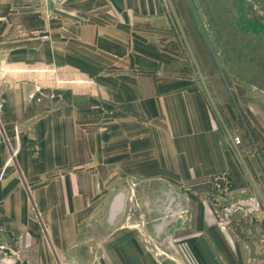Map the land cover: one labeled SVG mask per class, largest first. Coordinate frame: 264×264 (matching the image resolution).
<instances>
[{
	"label": "rangeland",
	"instance_id": "obj_1",
	"mask_svg": "<svg viewBox=\"0 0 264 264\" xmlns=\"http://www.w3.org/2000/svg\"><path fill=\"white\" fill-rule=\"evenodd\" d=\"M50 1L52 22L79 11ZM162 2V24L131 12L133 64L141 74L156 70L159 63L137 53L155 40L171 61L159 64L157 77L195 84L223 136L224 163L172 167L170 143L158 144L155 122L124 129L116 120L82 121L89 134L82 139L93 151L98 146L100 188L66 264H264V0ZM52 31L42 38L52 40ZM8 76L0 73V86ZM0 139L17 148L22 138ZM5 154L0 177L18 169L16 153ZM10 256L26 264L29 251L0 243V264Z\"/></svg>",
	"mask_w": 264,
	"mask_h": 264
},
{
	"label": "crops",
	"instance_id": "obj_2",
	"mask_svg": "<svg viewBox=\"0 0 264 264\" xmlns=\"http://www.w3.org/2000/svg\"><path fill=\"white\" fill-rule=\"evenodd\" d=\"M47 7L50 0H0V73L9 74L0 86V138H22L17 148L0 139V169L7 151L18 164L0 177V243L29 251L26 264H66L76 254L81 218L100 188L98 146L82 139V121L116 120L124 129L155 122L172 167L224 163L223 136L195 84L157 77L171 61L155 40L137 53L159 63L156 70L141 74L133 64L131 12L162 24V0H62L79 11L53 22ZM51 27L58 34L44 40ZM113 132L109 126L107 137ZM22 262L10 256L1 264Z\"/></svg>",
	"mask_w": 264,
	"mask_h": 264
},
{
	"label": "built area",
	"instance_id": "obj_3",
	"mask_svg": "<svg viewBox=\"0 0 264 264\" xmlns=\"http://www.w3.org/2000/svg\"><path fill=\"white\" fill-rule=\"evenodd\" d=\"M49 37L48 36H45V39H48Z\"/></svg>",
	"mask_w": 264,
	"mask_h": 264
}]
</instances>
